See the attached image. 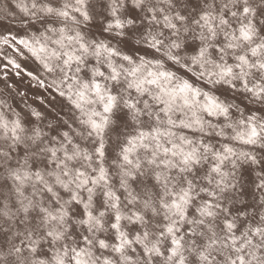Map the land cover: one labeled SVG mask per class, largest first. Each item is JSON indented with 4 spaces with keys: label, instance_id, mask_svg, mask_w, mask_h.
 Returning <instances> with one entry per match:
<instances>
[{
    "label": "snow or ice",
    "instance_id": "1",
    "mask_svg": "<svg viewBox=\"0 0 264 264\" xmlns=\"http://www.w3.org/2000/svg\"><path fill=\"white\" fill-rule=\"evenodd\" d=\"M0 264H264V0H0Z\"/></svg>",
    "mask_w": 264,
    "mask_h": 264
}]
</instances>
